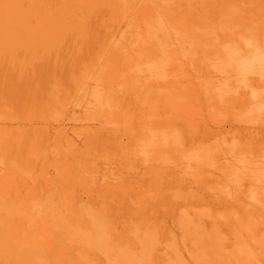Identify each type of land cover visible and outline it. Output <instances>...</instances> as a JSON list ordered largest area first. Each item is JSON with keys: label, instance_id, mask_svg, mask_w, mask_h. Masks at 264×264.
<instances>
[{"label": "bare ground", "instance_id": "bare-ground-1", "mask_svg": "<svg viewBox=\"0 0 264 264\" xmlns=\"http://www.w3.org/2000/svg\"><path fill=\"white\" fill-rule=\"evenodd\" d=\"M230 34L247 38L225 50L255 43L264 53V0H0V66L12 59L10 74H22L43 65L23 49L29 43L83 46L88 63L75 83L100 125L86 137L84 174L72 144L56 151L51 175L35 159L48 154L47 133L0 129V148L10 147L0 168V264H264V172L252 185L224 175L222 198L199 190V168L210 165L199 145V44ZM239 83L231 95L205 85L212 100L243 102L253 118L264 96ZM2 89L1 99L22 97ZM26 93L35 95L32 85ZM239 142L248 162L264 154L263 141ZM108 159L123 169L105 168ZM140 163L148 171L135 185L129 169ZM257 182V203L236 207L247 200L232 194Z\"/></svg>", "mask_w": 264, "mask_h": 264}, {"label": "rangeland", "instance_id": "rangeland-1", "mask_svg": "<svg viewBox=\"0 0 264 264\" xmlns=\"http://www.w3.org/2000/svg\"><path fill=\"white\" fill-rule=\"evenodd\" d=\"M223 38L230 42H220L218 39L211 40L210 44H199L201 94L199 145L207 148L206 158L210 162L209 166L201 165L199 168L200 186L203 185V188L199 190L202 195H214L218 198H222L218 193V188L225 183L224 175L232 172L248 175V184L252 185L258 177L257 174L264 172V154L259 153L253 156L248 162L247 158L251 155L244 151L245 148L239 142V138L247 144L258 140L264 142V111L259 112L253 118H248L249 113L243 111L246 106H241L243 102L239 104L238 100L230 99L232 102L226 105H224L225 102L217 103L210 98L211 95L205 85L206 83L212 89V94L219 91L216 89L217 86H221L228 95H231V91L228 92V90L240 81L244 85L239 83L241 87L238 91L248 90L255 92L258 96H264L263 49L253 48L254 43L247 51L238 49L228 51L225 49L238 48L242 41L246 40L247 35L230 34L224 35ZM256 38L258 35L254 34L253 39ZM23 49L34 51L31 58L40 56L44 64L28 68L22 74H10L9 70L15 66L12 59L4 61L6 63L3 67L0 66V96L8 95L9 91L2 88L9 87L13 88L17 95L22 96L21 98H0V129L21 130L25 135L29 132L35 134V131L39 130L47 133L48 154L43 158L35 156V159L44 163L45 167H49L51 175L56 174L57 162L53 160L55 156L57 157L56 151L66 150L65 148L72 144L77 150L76 166L79 173L84 174L82 156L87 144V134L90 130L100 129L96 120H89L85 109L84 89L81 90L80 85L75 83V79L79 78V74L83 73V67L88 63L86 50L75 43H69L64 47L61 44L46 47L41 43H29L25 44ZM254 51H259L260 55H253ZM21 59L18 58V60ZM242 63L245 67L241 65ZM242 68L249 70L244 71ZM30 85L35 95L28 98L26 88ZM19 88L22 90L18 91ZM35 96L38 100L33 105L31 99ZM109 129L112 133V128L109 127ZM225 146L228 147L227 152L215 158L214 150ZM8 150L0 148V168L3 170L5 166L2 153ZM228 158H231L234 163H229ZM103 162H106L104 167L107 169L110 167L117 170L123 169V164L117 168V164L110 159ZM129 170L132 175L130 178H133L135 185L143 180L148 171L143 163ZM258 185L261 186L262 183L257 182L249 192L241 188L243 192L240 194L233 193L234 200H247V202L236 201L235 206L245 207L256 204L253 197L258 195ZM82 201V207L88 208V198L83 197ZM248 202L250 204H246Z\"/></svg>", "mask_w": 264, "mask_h": 264}]
</instances>
